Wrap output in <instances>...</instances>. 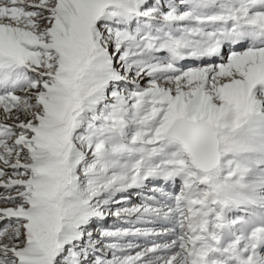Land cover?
<instances>
[{"label":"snow or ice","instance_id":"snow-or-ice-1","mask_svg":"<svg viewBox=\"0 0 264 264\" xmlns=\"http://www.w3.org/2000/svg\"><path fill=\"white\" fill-rule=\"evenodd\" d=\"M0 264H264V0H0Z\"/></svg>","mask_w":264,"mask_h":264}]
</instances>
